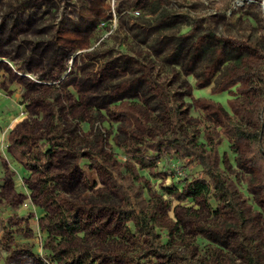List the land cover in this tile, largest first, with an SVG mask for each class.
<instances>
[{
	"label": "rangeland",
	"instance_id": "obj_1",
	"mask_svg": "<svg viewBox=\"0 0 264 264\" xmlns=\"http://www.w3.org/2000/svg\"><path fill=\"white\" fill-rule=\"evenodd\" d=\"M263 60L264 0H0V264H55L51 242L115 255L101 264H246V249L255 253L256 244L242 239L225 207L204 190L183 201L175 196L190 179L175 158L139 168L125 150L161 137L206 145L204 130L218 131L223 116L256 129L230 101L262 95L248 79L224 81ZM123 106L147 125L120 117ZM23 136L29 155L18 158L8 140ZM57 136L48 171L31 166L36 145ZM218 149L256 228H264V200L255 170L242 160L245 148L222 137ZM137 167L135 183L161 200L169 229L166 236L158 231L168 242L160 252L150 253L148 238L134 241L122 227L111 239L105 229L84 227L98 225L105 210L90 219L79 214L72 233L47 230L43 220L66 208L122 206L112 168ZM174 222L180 232L170 230Z\"/></svg>",
	"mask_w": 264,
	"mask_h": 264
},
{
	"label": "trees",
	"instance_id": "obj_2",
	"mask_svg": "<svg viewBox=\"0 0 264 264\" xmlns=\"http://www.w3.org/2000/svg\"><path fill=\"white\" fill-rule=\"evenodd\" d=\"M246 79L252 82L253 90L262 96L243 102L232 99L230 101L231 110L258 125L256 129L242 127L229 116H223L218 131L214 128L204 130L206 145L193 144L191 139L186 141L181 137H161L159 141H146L142 144L128 146L125 152L129 153L133 166H139V168L151 167L163 156L175 158L178 162L177 169L185 177H190L183 188L175 193V196L183 201L197 191L204 190L206 194H211L219 206L221 205L229 211L242 239L256 244L257 251L255 253L246 249L244 256L246 264H264V228H256L255 217L250 213V206L245 205L234 180L221 167L218 149L222 137L245 148L242 160L248 167L255 170V186L264 200V60L260 64H254L249 70H236L224 81V85L230 86ZM239 90L245 93L249 89L239 88ZM166 95L169 101H172L171 95L168 93ZM201 101L209 107L216 106L212 101L205 99H201ZM170 108L173 110L172 121L175 126H179L177 106L171 104ZM117 113L125 120L147 125L142 121L140 113L128 106L118 108ZM25 138V136L10 137L8 140L12 152L18 158L29 155V147L26 145ZM59 138L61 136L50 137L46 139V142L36 145V154L31 157L32 162L29 164L36 166L43 173L47 172L53 154L54 148L52 147L59 143ZM197 167L200 169L195 175H192L191 172ZM137 170L138 167L126 171L121 168L116 170L112 168L110 183L114 194L122 200V206L101 207L92 204L83 207L76 206L72 209L66 208V212H63L64 215L60 218L52 221L43 220L47 230L50 233L61 231L72 233L78 228L79 214L90 219L98 217L102 213L100 211L105 210L107 216L112 217L111 220L115 219L114 223L108 224V219L105 218L106 214H103L105 220L101 218L98 225L90 228L89 221H84V227L92 233H98L105 229L110 239L114 237L117 229L122 227L134 241H142L145 237L148 238L152 247L150 253L160 252L163 247L167 246L168 242L162 243V234H159L158 231L164 232L165 236L170 235L169 229L162 223L161 200L147 196L143 185L135 183V175H138ZM152 173L156 177L159 176L153 170ZM49 179L53 178L50 177ZM180 229V225L174 222V227L170 230L180 232ZM167 239L169 241V237ZM1 243L0 241V245ZM51 249V256L58 259L55 264H101L100 259L109 258L112 260L115 258V255L107 256L97 250H78L54 242H51ZM94 259H98L97 263H94ZM44 264L47 263L44 262Z\"/></svg>",
	"mask_w": 264,
	"mask_h": 264
},
{
	"label": "built area",
	"instance_id": "obj_3",
	"mask_svg": "<svg viewBox=\"0 0 264 264\" xmlns=\"http://www.w3.org/2000/svg\"><path fill=\"white\" fill-rule=\"evenodd\" d=\"M135 15H138L139 14V11L138 10H134L133 12Z\"/></svg>",
	"mask_w": 264,
	"mask_h": 264
}]
</instances>
